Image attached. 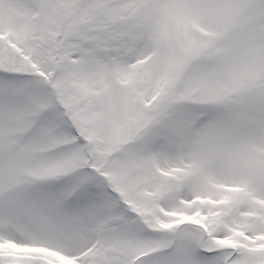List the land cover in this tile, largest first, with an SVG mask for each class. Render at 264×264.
<instances>
[{"label":"snow or ice","instance_id":"obj_1","mask_svg":"<svg viewBox=\"0 0 264 264\" xmlns=\"http://www.w3.org/2000/svg\"><path fill=\"white\" fill-rule=\"evenodd\" d=\"M0 264H264V0H0Z\"/></svg>","mask_w":264,"mask_h":264}]
</instances>
